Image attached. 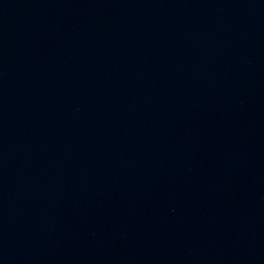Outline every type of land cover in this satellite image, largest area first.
I'll list each match as a JSON object with an SVG mask.
<instances>
[{
  "label": "water",
  "instance_id": "water-1",
  "mask_svg": "<svg viewBox=\"0 0 264 264\" xmlns=\"http://www.w3.org/2000/svg\"><path fill=\"white\" fill-rule=\"evenodd\" d=\"M0 264H264V0H0Z\"/></svg>",
  "mask_w": 264,
  "mask_h": 264
}]
</instances>
